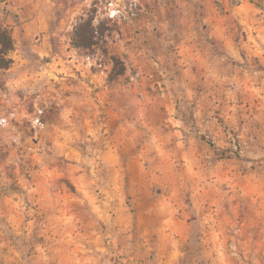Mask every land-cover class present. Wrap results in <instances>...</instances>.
I'll return each instance as SVG.
<instances>
[{"label":"rangeland","instance_id":"374dc122","mask_svg":"<svg viewBox=\"0 0 264 264\" xmlns=\"http://www.w3.org/2000/svg\"><path fill=\"white\" fill-rule=\"evenodd\" d=\"M0 24V264H264V0H0Z\"/></svg>","mask_w":264,"mask_h":264},{"label":"trees","instance_id":"16d2710c","mask_svg":"<svg viewBox=\"0 0 264 264\" xmlns=\"http://www.w3.org/2000/svg\"><path fill=\"white\" fill-rule=\"evenodd\" d=\"M79 29L83 30L84 38H81V39L75 38L76 47L89 48L92 45L96 44L94 38H96L97 36L95 35L96 28L93 27V19L90 18L84 21L83 23H81L78 26L77 31ZM98 37L102 39L103 37L102 32L100 33ZM14 50H15V43H14V39L11 33L0 24V69H8L11 67V65L13 64V60L8 55ZM111 59L114 63V69L110 75V78L111 80H114L119 75L123 74V69L120 70L119 72H116V69L118 68V65L120 64V61L118 58L114 56H112ZM210 145L213 146V144L211 143Z\"/></svg>","mask_w":264,"mask_h":264}]
</instances>
